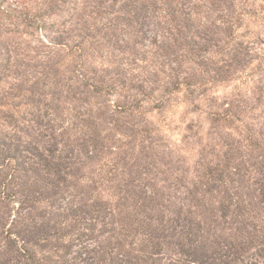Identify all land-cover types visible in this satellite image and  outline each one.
Here are the masks:
<instances>
[{"label": "rangeland", "instance_id": "1", "mask_svg": "<svg viewBox=\"0 0 264 264\" xmlns=\"http://www.w3.org/2000/svg\"><path fill=\"white\" fill-rule=\"evenodd\" d=\"M1 144L0 250L18 214L55 263L134 262L182 209L202 243L178 231L150 264L218 263L264 229V0H0ZM21 157L62 163L60 188Z\"/></svg>", "mask_w": 264, "mask_h": 264}, {"label": "trees", "instance_id": "2", "mask_svg": "<svg viewBox=\"0 0 264 264\" xmlns=\"http://www.w3.org/2000/svg\"><path fill=\"white\" fill-rule=\"evenodd\" d=\"M37 106H39L37 104ZM47 109H51L50 107L47 106ZM37 111H39L38 107H37ZM39 118V117H38ZM1 152H0V157L1 156H6V159H13L15 160V158L13 156L16 155H11V149L9 147H6V145L1 144ZM30 155L33 156V158H37L38 156H36V154L32 153L31 151H28ZM53 153H51V156H53L52 158H54V155H52ZM33 158L31 157H21L20 159H22V162L17 163V167H21L23 170L22 172L27 173L29 171L34 172L35 174L38 172H41V167H43L45 174L48 176L52 174V172L55 170V174H57V172H59V168L62 165V163H57L54 164L52 163V165L50 164L49 161L44 162L42 160V164L38 166H35L33 169L32 168H25L23 166H25V164L27 163V160H33ZM20 161V160H19ZM37 163H35L36 165ZM61 164V165H60ZM55 168V169H54ZM68 168V167H67ZM54 169V170H53ZM61 172V171H60ZM60 172L58 173L59 176H57V178L55 180H52V182H48V184L53 185L52 187H48L46 189H59L60 188V184L61 180L58 178H65L63 175H60ZM67 175H70L67 173ZM63 180V179H62ZM47 186V185H46ZM64 193H55L53 196L54 198H56V201H53L50 205V208L52 207H56L58 208V210L63 209V210H71L72 207L69 203H64L65 202V197H64ZM148 201H151L154 199V196H149L146 198ZM59 202L57 205L56 203ZM63 202V203H61ZM25 206L26 203L25 202H21L19 204V210H25ZM229 207H225V209H228ZM248 214V213H246ZM80 221L79 224L81 222V224H85L86 222V218L83 217L82 215H80ZM172 220L169 221V224L167 226H165L163 228V230H159L156 232H151L149 233V237L147 240L141 241L139 244V252L140 254L135 255L133 257L134 262L130 261V260H126V261H122L125 264H150V260L151 258L155 255V254H160V250L161 247L163 245H169V238L170 237H177L178 235V231L180 232V234L184 237V239L189 240V243H191L192 246L195 245L196 242L198 243H202V241H198L196 239H191L192 236L195 237V234L191 233L193 231L192 227H191V222H187V219L183 216V211L178 210V211H174L172 213ZM65 219V218H64ZM148 219L151 221V218L148 217ZM29 222H32V224H35L36 221V217L34 218H28ZM34 220V221H33ZM77 223H78V219H76ZM76 223V224H77ZM150 223V222H149ZM248 226L253 225L254 227L250 230L246 232L245 237L243 235V241L238 243V244H233L231 242H227L225 244V253L224 254H220L218 253L219 258L216 259V261H218V263L215 262V260L213 259V263L210 264H264V229H260V228H255L256 225L254 223H250L247 224ZM33 227L29 228V226L26 224L25 220L23 219L22 216H19L18 214L16 216H14V218L11 220V222L9 223V225L5 226L3 229V235L5 238V245L4 248L0 250V264H60V263H64V261H62L63 256H58L57 258L59 259L58 261L53 262L51 260V258L45 256V255H40V253L38 251L35 250L34 247H38L35 243H34V237L32 236L34 233V230H31ZM187 230H186V229ZM64 235V234H63ZM61 235V236H63ZM65 236H68V233H65ZM84 237H88V235H84V234H80V232L78 231V233L76 235H74V237L71 239H69L70 241L68 242V245H66V252H65V256H69L71 253V247L73 246H80L79 243H81L82 238ZM91 237V236H90ZM33 244V245H32ZM79 244V245H78ZM247 245L250 247L254 246L257 247V253L256 255L253 257V259H249V258H245V256L249 253V249L247 248ZM211 246V245H210ZM202 247V246H201ZM205 246H203L202 248H204ZM200 247H197L196 251L194 250L191 254L193 256H197V260H199L200 264H207V262H205L202 258L205 257V255L203 254H199V249ZM68 250V251H67ZM91 252H95L97 253L96 248L94 247ZM107 252V250L103 251V254L99 257V259L105 255ZM68 253V254H67ZM186 256H188V254H186ZM190 256V255H189ZM230 257V258H229ZM231 259V262L226 263L227 261L223 260V259ZM73 260L76 261L77 264H81L80 260V250L76 253L75 257L73 258ZM177 263L179 264H183L182 259H180V257H178L177 259ZM263 260V261H260ZM106 260H102L100 259V263L101 262H105ZM120 261H113L111 263L110 260V264H122L120 263ZM97 263V264H100Z\"/></svg>", "mask_w": 264, "mask_h": 264}]
</instances>
